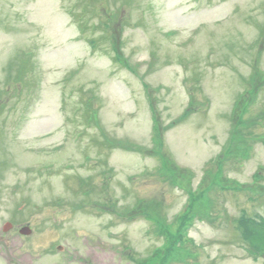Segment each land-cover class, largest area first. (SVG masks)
Segmentation results:
<instances>
[{
    "label": "rangeland",
    "instance_id": "rangeland-1",
    "mask_svg": "<svg viewBox=\"0 0 264 264\" xmlns=\"http://www.w3.org/2000/svg\"><path fill=\"white\" fill-rule=\"evenodd\" d=\"M263 189L264 0H0V264H264Z\"/></svg>",
    "mask_w": 264,
    "mask_h": 264
},
{
    "label": "trees",
    "instance_id": "trees-1",
    "mask_svg": "<svg viewBox=\"0 0 264 264\" xmlns=\"http://www.w3.org/2000/svg\"><path fill=\"white\" fill-rule=\"evenodd\" d=\"M111 34L114 35V29L110 30V35ZM119 45H120V43H118L117 48H118V51L120 52ZM117 55L119 56V53H117ZM117 55L115 56V59L121 61L120 59L117 58L118 57ZM256 71H258V70H256ZM259 75L260 74L257 73L256 78ZM261 77L262 76L260 75V78ZM255 85H256V89L259 90L260 86H258V84H256V83H253V86H255ZM244 126L245 125H240L239 128H243ZM137 150H140V149H137ZM163 158L165 159L166 162L169 161L167 155H163ZM225 162H227V160H224V163ZM166 166H167V163H166ZM168 166H170V165H168ZM167 170H168L167 173L170 175L171 174L170 169L167 168ZM181 183L184 184L183 181H181ZM208 185H209V188H208L209 191L208 192H210V190L212 188L225 192V190L228 187V186L220 184L216 180H214V181L213 180H206V185L205 186L203 185L200 190H203L205 187H208ZM207 194L208 193L205 192L204 195L206 196ZM201 198H203V196ZM200 201H201V199H200ZM194 205H195V202H194ZM189 206H190V204H189ZM189 206L187 207V210H188ZM187 210H185L184 214L179 216L176 220V223L173 224L174 226H176V229H177V227L184 228V224H183L184 222H185V224H187V228H188L189 223H191V221L194 219V217L192 216L193 213L187 214ZM135 211H137V210H135ZM236 222H237V226H238L239 230L244 235V241L246 243H248V250H249L250 254H252L254 256V258L259 257V256L264 257V253L261 252L264 249V218L252 219L251 217L245 215L240 220H238ZM185 233H186V230L183 234L180 233L178 237H174L171 248L168 249L166 252L164 251L165 253L161 252L159 254H156V256H154L152 258L153 260L148 259L147 261L143 262L142 264H154V260H156V258H158V257H159V259H157L158 264H169L171 262H177L178 250L180 249V245L184 243L183 240L185 241V239H186Z\"/></svg>",
    "mask_w": 264,
    "mask_h": 264
}]
</instances>
